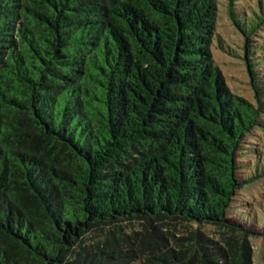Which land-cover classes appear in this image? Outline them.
Wrapping results in <instances>:
<instances>
[{"label": "trees", "instance_id": "obj_1", "mask_svg": "<svg viewBox=\"0 0 264 264\" xmlns=\"http://www.w3.org/2000/svg\"><path fill=\"white\" fill-rule=\"evenodd\" d=\"M263 180L264 0H0V264H253Z\"/></svg>", "mask_w": 264, "mask_h": 264}, {"label": "rangeland", "instance_id": "obj_2", "mask_svg": "<svg viewBox=\"0 0 264 264\" xmlns=\"http://www.w3.org/2000/svg\"><path fill=\"white\" fill-rule=\"evenodd\" d=\"M223 25H221L222 30L230 35L233 40L241 42L239 35L232 32L233 27L230 25L229 21L224 19L221 20ZM236 48V47H235ZM217 60L223 68L225 74L227 75L228 82L233 90L242 95L251 94V85L247 83L249 78L246 76V71L243 70V65L240 64L239 58L234 55L219 52L217 54ZM250 88V89H248ZM257 146V145H255ZM253 187L249 185L243 192V206L236 207V213H240L242 219L248 222L250 225H254L260 229V234L250 237V244L252 246V260L253 264H264V180L253 182ZM142 223L136 222L134 224L137 230H143ZM157 226L156 229L166 236L165 239L169 247L178 250V244L181 242H186L185 237L188 236L189 231L195 226L189 225L176 220L165 219L162 221H157L154 223ZM205 231L216 240H222L224 237H228L230 234L226 232L225 229H219L213 226L202 227ZM174 235L177 240L173 239Z\"/></svg>", "mask_w": 264, "mask_h": 264}]
</instances>
